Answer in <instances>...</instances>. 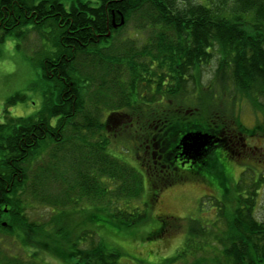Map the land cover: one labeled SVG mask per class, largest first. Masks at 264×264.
Returning <instances> with one entry per match:
<instances>
[{
    "label": "trees",
    "instance_id": "1",
    "mask_svg": "<svg viewBox=\"0 0 264 264\" xmlns=\"http://www.w3.org/2000/svg\"><path fill=\"white\" fill-rule=\"evenodd\" d=\"M122 17L124 24L115 28ZM28 26L48 28L54 38L41 52V108L30 116L9 115L12 105L25 101L16 93L0 120V215L2 204H9L19 219L12 227L33 254L22 261L0 252V264H45L41 251L67 263L118 264L122 253L95 232L76 234L83 221L75 222L74 211L83 200L94 212L104 209L112 226L130 228L148 219L147 208L161 191L187 179L186 166L205 179L206 169L214 171L225 187L224 165L217 160L222 152L240 160L241 150L256 147L248 140L264 137V123L249 128L238 117L226 118L225 108L212 105L211 91L210 104L198 109L174 103L188 96L189 82L198 90L202 65L218 54L219 96L232 88L264 111V0H0V45L8 36L23 37ZM200 141L206 144L196 151ZM117 142L135 154L139 169L109 152ZM48 149L55 162L31 167ZM248 160L234 187L245 195L229 209L216 204L219 216L210 225L175 218L171 226L161 219L152 237L174 229L187 233L184 246L164 264H264V220L255 215L264 150L257 162ZM251 168H262L259 176ZM57 182L60 193L46 189ZM146 182L145 208L131 205L144 195ZM28 192L51 208L48 221L30 220Z\"/></svg>",
    "mask_w": 264,
    "mask_h": 264
},
{
    "label": "rangeland",
    "instance_id": "2",
    "mask_svg": "<svg viewBox=\"0 0 264 264\" xmlns=\"http://www.w3.org/2000/svg\"><path fill=\"white\" fill-rule=\"evenodd\" d=\"M21 31L24 32L23 37L8 36L6 41L0 45V120L4 118V111L8 99L16 93L25 94V101H19L9 108L8 114L11 116L20 117L33 115L39 111L43 102V89L45 83L42 79L40 64L43 57L41 52L48 48V39L51 37L54 38V34L51 33V30L48 28L35 29L32 26L24 27ZM218 62V54H215V57L209 64H203L200 69L201 77L198 90L195 91L194 83L189 82L186 87L189 91L187 92L188 96L178 97L174 100V103L184 107L192 106L198 109V107H203L205 102L208 105L210 104L211 100L209 99V94L211 91L214 96L212 105L218 103L221 105L219 108H222V110L225 108L223 111H225L224 114L226 118L238 117L240 121L249 128H252L258 120L264 123V111L255 110L248 98L236 93L232 88L226 95L219 96L221 88L220 85L214 81ZM219 97L220 99H218ZM260 100L264 102L263 98H260ZM222 115L223 113L220 111V116ZM67 130L71 131V127ZM112 133L113 131L108 133V136L114 139L113 136H111ZM93 140L92 138L91 142H93ZM247 142L250 143L252 148L259 145L261 147L259 150L247 148L243 153V157H240V160L236 159L238 158L237 156L236 158H229L224 151L222 155H220V158L217 159L218 162L224 165L226 177L225 187H228L225 194L223 193L225 187L221 185L222 178L214 174V171L208 173V169H206V175L202 174L206 179H209L207 182L206 179L201 176L192 175L191 171H189L186 166L182 173L186 174L187 179L185 178L183 181L180 180L161 191L156 203H154L151 208H147L149 214L147 220L127 229H118L109 223L107 213L104 209H101L99 212H94L96 211L95 206L83 200L84 202L79 208L80 210L74 211L75 222L81 223L83 221L81 224L77 225L76 234L83 230L95 232L99 239L102 240L109 249H117L122 253L118 264H164L163 260L165 258L175 255L179 249L184 246L187 233L174 229L170 231L167 230L159 237H152L151 235L153 232L161 227V219L168 218V222L171 226L173 223L176 224V222H174L175 218H182V222H186L188 218H195L210 225L212 220H214L216 216H219L218 207L215 206L216 204L221 205V203L225 202V207L229 209L236 205L237 195L239 197L245 195L242 192L240 194L234 187L236 186L235 184L238 183L239 175L245 170L246 164H250L248 159H252V162L258 161L259 152L261 149L264 150V137L262 139L260 137H255V139L248 140ZM114 144L116 145L109 148L111 154L127 161L134 167H140L135 154L124 148L123 144H118V142ZM60 153L61 151L57 150V154L60 155ZM219 153H221V150L217 149L215 154ZM40 159V161L38 160L32 163L31 167L41 165L46 168L55 162L51 149L45 151ZM35 169H37V167ZM251 170V175L257 177L261 173L262 168H251ZM249 180L248 178V181ZM49 188H51L52 193H60V191H62L60 182L55 184L52 183L47 186L46 189ZM146 199L147 182L145 183V193L142 198L139 201L130 202V204L133 206L140 205L139 207L145 208L144 204ZM24 200L26 214L30 220L43 222L50 219L49 217L52 215V210L48 205L35 203V200H33L29 192L24 195ZM257 201L255 215L259 220H264V184L259 189ZM122 204L124 203L120 202L119 205ZM121 207L125 206L122 205ZM93 212L94 219L91 218ZM18 232L20 231L16 230L14 233L13 231H0V252L9 257L14 256L18 257L20 260L30 261L32 260L31 255L33 254V250L30 247H23L20 243ZM81 245L87 246L88 243L82 242ZM39 260H42L45 264H73V262L67 263L60 258L51 257L46 252L42 251L40 252Z\"/></svg>",
    "mask_w": 264,
    "mask_h": 264
},
{
    "label": "flooded vegetation",
    "instance_id": "3",
    "mask_svg": "<svg viewBox=\"0 0 264 264\" xmlns=\"http://www.w3.org/2000/svg\"><path fill=\"white\" fill-rule=\"evenodd\" d=\"M243 146H245V144ZM192 148H193V146H192ZM254 148L256 149L258 147L256 146ZM198 150H200V149L197 148L196 151H198ZM241 152L244 153V151H242V150H241ZM180 165L183 167L185 165H188V163L181 161ZM188 169H191V167H189V165H188ZM1 208L4 211V213H3V215L2 214L0 215V231H2V232H4V231L5 232H12L13 231V233H14V229L12 227V224L18 222L19 219L16 217L14 218L10 214L12 211H11V206L9 204L4 203V204H2Z\"/></svg>",
    "mask_w": 264,
    "mask_h": 264
},
{
    "label": "water",
    "instance_id": "4",
    "mask_svg": "<svg viewBox=\"0 0 264 264\" xmlns=\"http://www.w3.org/2000/svg\"><path fill=\"white\" fill-rule=\"evenodd\" d=\"M124 22H125L124 17H122L120 24H118V25L115 24V28L119 27L120 25H123ZM196 138H197L198 140L201 139L199 136H196ZM205 144H206V142H202V141H200V144H199V146H198V149H200L201 147H203Z\"/></svg>",
    "mask_w": 264,
    "mask_h": 264
}]
</instances>
